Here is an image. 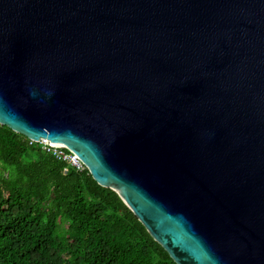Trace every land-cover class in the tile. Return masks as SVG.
I'll return each instance as SVG.
<instances>
[{
    "label": "water",
    "instance_id": "1",
    "mask_svg": "<svg viewBox=\"0 0 264 264\" xmlns=\"http://www.w3.org/2000/svg\"><path fill=\"white\" fill-rule=\"evenodd\" d=\"M0 124L176 264H264V0H0Z\"/></svg>",
    "mask_w": 264,
    "mask_h": 264
},
{
    "label": "trees",
    "instance_id": "2",
    "mask_svg": "<svg viewBox=\"0 0 264 264\" xmlns=\"http://www.w3.org/2000/svg\"><path fill=\"white\" fill-rule=\"evenodd\" d=\"M0 264L176 263L115 191L0 124Z\"/></svg>",
    "mask_w": 264,
    "mask_h": 264
},
{
    "label": "built area",
    "instance_id": "3",
    "mask_svg": "<svg viewBox=\"0 0 264 264\" xmlns=\"http://www.w3.org/2000/svg\"><path fill=\"white\" fill-rule=\"evenodd\" d=\"M31 143L35 142L31 141ZM36 144L40 145L41 149L44 152L53 155V157L60 162L67 163L76 171H84L85 169H87L85 164L79 159V157L65 147H54L51 145V142L47 140H40Z\"/></svg>",
    "mask_w": 264,
    "mask_h": 264
}]
</instances>
